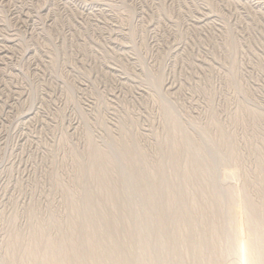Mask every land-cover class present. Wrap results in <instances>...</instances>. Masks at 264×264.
I'll return each mask as SVG.
<instances>
[{
  "label": "rangeland",
  "instance_id": "374dc122",
  "mask_svg": "<svg viewBox=\"0 0 264 264\" xmlns=\"http://www.w3.org/2000/svg\"><path fill=\"white\" fill-rule=\"evenodd\" d=\"M0 264H264V0H0Z\"/></svg>",
  "mask_w": 264,
  "mask_h": 264
}]
</instances>
